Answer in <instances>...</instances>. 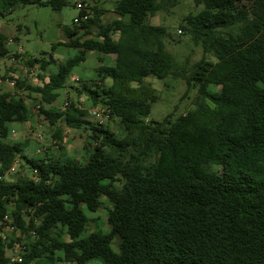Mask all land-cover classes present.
<instances>
[{"label": "trees", "instance_id": "trees-1", "mask_svg": "<svg viewBox=\"0 0 264 264\" xmlns=\"http://www.w3.org/2000/svg\"><path fill=\"white\" fill-rule=\"evenodd\" d=\"M71 1L0 0V17L27 4L60 11ZM165 1L118 0V17L107 23L91 4L94 16L63 27L68 41L58 44L78 52L55 71L52 53L23 54L28 68L47 71L39 84L15 79L40 97L39 113L91 133L80 158L30 156L25 142L10 138L13 123L30 120V105L0 92V264H264V0H194L203 9L181 26L215 60L194 63L184 76L198 90L192 109L150 122L156 95L145 79L182 76L167 28L148 21ZM93 26V36L80 37ZM232 26L236 34L220 31ZM5 40L0 33V56L9 52ZM91 51L108 59L82 79L90 105H51ZM98 106L122 123L123 136L90 120ZM63 132L54 134L57 149H64ZM19 159L33 176L9 180ZM103 197L109 228L96 223L89 231V213L104 206ZM6 216L15 233H1ZM17 247L23 260L13 263Z\"/></svg>", "mask_w": 264, "mask_h": 264}, {"label": "rangeland", "instance_id": "rangeland-1", "mask_svg": "<svg viewBox=\"0 0 264 264\" xmlns=\"http://www.w3.org/2000/svg\"><path fill=\"white\" fill-rule=\"evenodd\" d=\"M92 5H96L102 10L99 19L107 23L117 18L115 7L118 0H86ZM75 0L70 5L58 11L51 6H40L36 4L20 5L13 12L0 17V33L6 36L4 47L9 51L5 56H0V92L9 91L12 94L23 96L30 105L31 117L25 122H15L11 125L10 138L13 141L25 142L27 152L30 156H35L37 149L41 148V153H52L54 156L66 154L70 157L80 158L85 148L89 145L91 131L89 129H71L63 127L60 122L56 125L50 124L43 115L39 113L36 105L40 97L35 94L29 95V91L17 87L15 79L24 78L31 84H39L42 78H46L47 71L40 69L39 64L32 68L26 65V56L18 59L16 54H31L37 57L50 58L52 53L56 62L49 71L58 69V65L67 58L77 54L76 47L59 45L68 41L64 32L65 26L73 27L74 18L79 14V9L74 6ZM203 9L202 4H196L194 0H168L162 3V8L155 15L149 18L151 24L163 25L169 33L165 40L168 50L176 59V68L182 76H170L159 79L155 76H148L146 83L154 87L156 100L153 105L148 120L150 122H160L166 116L172 118L186 113L192 109L197 102L198 90L194 85H189L184 76L188 75L193 64L202 60H215L211 51L204 49L201 41H196L191 33L186 32L181 23L184 22L188 14H196ZM91 16L94 12L90 10ZM179 30L182 32L179 33ZM97 31V26H93V33L87 34L84 29L79 30L80 37H91ZM224 34L239 31L238 26L220 29ZM55 47V48H54ZM108 58L95 51L87 53L86 60L75 68V71L68 84L61 90L59 95L51 100V105L64 109L67 104L74 102L78 106H89L90 100L83 88V81L92 77L95 68L107 62ZM112 59V58H111ZM83 79V81H82ZM211 89L217 90L218 86L211 85ZM82 90L83 92H80ZM93 109V108H92ZM90 120L97 122L94 117ZM105 124L115 133L116 136H123L126 132L122 123L118 119L108 117ZM58 128H62L63 140L60 141L64 149H57L54 134ZM42 138L39 139L38 135ZM18 176L32 177V173L23 159H19L18 165L7 176L9 180H15ZM104 206L95 213H89V231L94 229L96 223L103 225L104 229L109 228L108 210L110 206L106 197L102 198ZM3 235L12 234L6 229H1ZM16 236H21L16 233ZM114 248H118V241L114 242ZM95 262L101 263V260ZM58 264H74L60 262Z\"/></svg>", "mask_w": 264, "mask_h": 264}, {"label": "built area", "instance_id": "built-area-1", "mask_svg": "<svg viewBox=\"0 0 264 264\" xmlns=\"http://www.w3.org/2000/svg\"><path fill=\"white\" fill-rule=\"evenodd\" d=\"M75 7L79 9V14L74 18V22L76 24H80L89 19L91 15L90 13L91 3H89L86 0H75ZM181 32L182 31L179 30V33ZM17 58L23 59L24 56L22 53H20ZM37 107H39V105H37ZM106 111L107 110L104 107L98 106V107H94L91 112H92L93 117L97 121H99L100 123H105V121L109 117ZM38 137L39 139H41L42 135L39 134ZM41 152H42V149L38 148L37 153H41ZM17 165H18V162L14 164L11 171H13ZM5 221H6V225L2 229H6L11 233H15L16 232L15 225L12 224L8 216L5 217ZM22 253H23L22 247H17L16 249L14 248L10 251L9 257L13 263H19V262H22L23 260Z\"/></svg>", "mask_w": 264, "mask_h": 264}]
</instances>
